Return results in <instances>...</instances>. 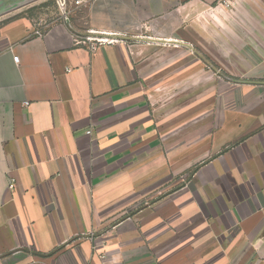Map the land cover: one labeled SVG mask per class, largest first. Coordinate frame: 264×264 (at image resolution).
I'll use <instances>...</instances> for the list:
<instances>
[{
	"label": "crops",
	"instance_id": "crops-1",
	"mask_svg": "<svg viewBox=\"0 0 264 264\" xmlns=\"http://www.w3.org/2000/svg\"><path fill=\"white\" fill-rule=\"evenodd\" d=\"M30 4L0 16V264H262L264 0Z\"/></svg>",
	"mask_w": 264,
	"mask_h": 264
},
{
	"label": "built area",
	"instance_id": "built-area-1",
	"mask_svg": "<svg viewBox=\"0 0 264 264\" xmlns=\"http://www.w3.org/2000/svg\"><path fill=\"white\" fill-rule=\"evenodd\" d=\"M86 0H56L57 6H58V10H59V17L62 19V21H67L68 20V16L70 13L69 10V6L72 7H79L81 5H83V3ZM236 2V0H219V3L225 6H231ZM68 5V7H67ZM36 34H40V31H36ZM76 43H83V44H88V46L91 49H96L98 46L103 45V44H112L116 42V39L113 38H108V36L106 34H101V35H95V32L89 30V33L79 37V38H75ZM13 60L15 62L18 61V56H14ZM87 134H91V130L88 129L86 130ZM25 264H50L44 261H36V260H32L29 261ZM262 264H264V260L262 262Z\"/></svg>",
	"mask_w": 264,
	"mask_h": 264
},
{
	"label": "rangeland",
	"instance_id": "rangeland-1",
	"mask_svg": "<svg viewBox=\"0 0 264 264\" xmlns=\"http://www.w3.org/2000/svg\"><path fill=\"white\" fill-rule=\"evenodd\" d=\"M25 10L29 12L28 14H32L33 17H43L46 21L56 18L59 14L56 0H38L30 4ZM221 78L223 77L221 76Z\"/></svg>",
	"mask_w": 264,
	"mask_h": 264
},
{
	"label": "water",
	"instance_id": "water-1",
	"mask_svg": "<svg viewBox=\"0 0 264 264\" xmlns=\"http://www.w3.org/2000/svg\"><path fill=\"white\" fill-rule=\"evenodd\" d=\"M37 0H0V16Z\"/></svg>",
	"mask_w": 264,
	"mask_h": 264
}]
</instances>
